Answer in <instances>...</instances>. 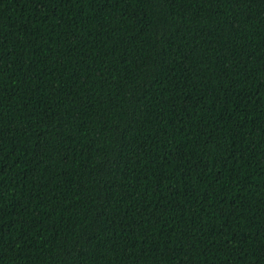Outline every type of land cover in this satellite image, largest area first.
I'll list each match as a JSON object with an SVG mask.
<instances>
[{
	"label": "trees",
	"instance_id": "trees-1",
	"mask_svg": "<svg viewBox=\"0 0 264 264\" xmlns=\"http://www.w3.org/2000/svg\"><path fill=\"white\" fill-rule=\"evenodd\" d=\"M0 264H264V0H0Z\"/></svg>",
	"mask_w": 264,
	"mask_h": 264
}]
</instances>
